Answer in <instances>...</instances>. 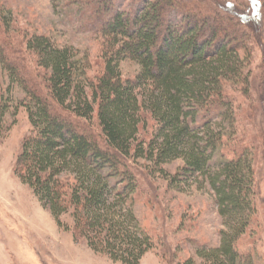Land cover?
Segmentation results:
<instances>
[{
	"label": "trees",
	"instance_id": "obj_1",
	"mask_svg": "<svg viewBox=\"0 0 264 264\" xmlns=\"http://www.w3.org/2000/svg\"><path fill=\"white\" fill-rule=\"evenodd\" d=\"M79 1L102 38L94 73L89 53L16 30L14 9L0 1V64L25 91L31 124L15 175L60 228L113 261L141 264L161 246L164 264H256L239 243L257 218L256 156L235 144L239 120L225 84L249 79L238 54L249 35L223 32L225 22L240 29V18L212 0ZM127 59L139 65L132 78L122 74ZM8 100L1 94L0 132ZM137 159L168 188L208 184L227 227L216 246L169 258L134 211L144 187ZM175 159L182 164L171 172Z\"/></svg>",
	"mask_w": 264,
	"mask_h": 264
},
{
	"label": "rangeland",
	"instance_id": "obj_2",
	"mask_svg": "<svg viewBox=\"0 0 264 264\" xmlns=\"http://www.w3.org/2000/svg\"><path fill=\"white\" fill-rule=\"evenodd\" d=\"M0 1L14 9L16 30L47 33L61 45H72L82 53H89L90 72L99 69L102 38L94 31L96 22L87 16L89 13L79 12L81 1L72 6L67 0ZM212 1L214 7L220 3L228 5L242 21L239 30L234 22H225V34L234 31L240 38L238 41L244 34L250 37H242L246 49H239L238 53L243 61L242 74L249 78L248 83L232 76L225 84L238 114L235 144L240 150L253 151L256 156L257 218L239 243L243 250L252 249L256 264H264V0ZM116 4L113 1L112 6ZM10 34L16 40L22 39L15 30ZM121 70L125 77L132 78L139 65L123 60ZM1 94L9 97V106L0 132V264H122L94 251L84 238H75L72 231L60 228L32 189L15 175L16 158L31 124L26 108L21 105L27 99L25 91L11 81L0 64ZM149 121L152 125V120ZM144 133L141 128V136ZM137 161L132 162L144 187L134 211L154 236L164 241L169 258L175 252L180 258L194 256L203 244L216 246L220 231L227 227L208 184L200 179L183 189H171L157 171L149 174L142 167L144 160ZM181 164V159H175L165 167L173 172ZM161 249L158 246L147 253L141 264H164Z\"/></svg>",
	"mask_w": 264,
	"mask_h": 264
},
{
	"label": "bare ground",
	"instance_id": "obj_3",
	"mask_svg": "<svg viewBox=\"0 0 264 264\" xmlns=\"http://www.w3.org/2000/svg\"><path fill=\"white\" fill-rule=\"evenodd\" d=\"M36 221L34 220V222H32V223H35ZM39 226H41V225H39Z\"/></svg>",
	"mask_w": 264,
	"mask_h": 264
}]
</instances>
